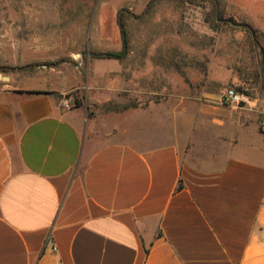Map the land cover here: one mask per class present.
<instances>
[{"label": "crops", "instance_id": "1", "mask_svg": "<svg viewBox=\"0 0 264 264\" xmlns=\"http://www.w3.org/2000/svg\"><path fill=\"white\" fill-rule=\"evenodd\" d=\"M53 16L0 25V264H264V95L94 115Z\"/></svg>", "mask_w": 264, "mask_h": 264}, {"label": "rangeland", "instance_id": "2", "mask_svg": "<svg viewBox=\"0 0 264 264\" xmlns=\"http://www.w3.org/2000/svg\"><path fill=\"white\" fill-rule=\"evenodd\" d=\"M55 13L72 25L56 28L64 54L101 86L87 105L94 115L119 122L162 106L191 117L207 94L264 95V0H0V25ZM83 88L74 108L86 105Z\"/></svg>", "mask_w": 264, "mask_h": 264}, {"label": "built area", "instance_id": "3", "mask_svg": "<svg viewBox=\"0 0 264 264\" xmlns=\"http://www.w3.org/2000/svg\"><path fill=\"white\" fill-rule=\"evenodd\" d=\"M223 103L229 106H234L237 108H244L252 103V98L244 93L236 92L233 89H228L224 92L222 96ZM62 107L65 110H72L75 107L74 99L71 97H65L62 100ZM49 243L52 244L53 251H56V247L53 243V240L49 238Z\"/></svg>", "mask_w": 264, "mask_h": 264}, {"label": "trees", "instance_id": "4", "mask_svg": "<svg viewBox=\"0 0 264 264\" xmlns=\"http://www.w3.org/2000/svg\"><path fill=\"white\" fill-rule=\"evenodd\" d=\"M230 89H233V90H235L236 92H239V93H244V94L248 95L249 97L254 98L253 94H250L249 91L244 90L241 87H239V88H230ZM25 93L28 94V95H39V94H41L40 92H25ZM182 188H183V185L180 184L179 185V189H182Z\"/></svg>", "mask_w": 264, "mask_h": 264}, {"label": "water", "instance_id": "5", "mask_svg": "<svg viewBox=\"0 0 264 264\" xmlns=\"http://www.w3.org/2000/svg\"><path fill=\"white\" fill-rule=\"evenodd\" d=\"M0 80H7V77H5L2 74H0Z\"/></svg>", "mask_w": 264, "mask_h": 264}]
</instances>
